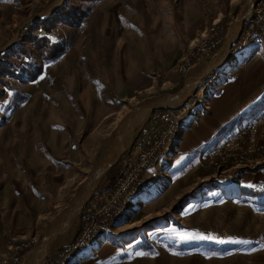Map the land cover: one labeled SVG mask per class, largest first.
I'll return each mask as SVG.
<instances>
[{"label": "rangeland", "instance_id": "1", "mask_svg": "<svg viewBox=\"0 0 264 264\" xmlns=\"http://www.w3.org/2000/svg\"><path fill=\"white\" fill-rule=\"evenodd\" d=\"M254 1L0 0V264H264V32L242 42ZM214 23L215 54L177 72ZM159 111L168 144L103 221ZM89 212L100 226L71 250Z\"/></svg>", "mask_w": 264, "mask_h": 264}, {"label": "built area", "instance_id": "2", "mask_svg": "<svg viewBox=\"0 0 264 264\" xmlns=\"http://www.w3.org/2000/svg\"><path fill=\"white\" fill-rule=\"evenodd\" d=\"M222 26L214 23L205 33L200 35V39L196 42L189 51L184 55L175 65V70L183 73L191 68L195 63L200 60L211 58L216 51L218 44L221 42L222 37L219 33ZM245 35L242 42L247 39L257 38L264 32V0H255L250 15L246 18L244 29ZM264 121V115L258 118V124ZM174 130V119L167 111H159L152 115L147 125L141 130L138 138L135 140L136 153L132 155L131 168L127 170L124 177L119 178L111 184L107 191L110 201L104 204L101 210H96V214L100 215L103 221L111 217V209L113 204L130 189L133 181L139 173H142L151 159L153 154L159 149L168 144L171 134ZM255 129L251 130V132ZM250 132V133H251ZM225 141H217L212 147V151L208 156V160L215 164L224 161L230 157L233 151H229L232 147L234 139ZM94 209V208H93ZM89 211L90 209L87 208ZM91 212V211H90ZM90 212L83 217V225L80 236L73 244V248H80L83 244L88 242L92 237V232L100 226L99 222L90 215Z\"/></svg>", "mask_w": 264, "mask_h": 264}, {"label": "bare ground", "instance_id": "3", "mask_svg": "<svg viewBox=\"0 0 264 264\" xmlns=\"http://www.w3.org/2000/svg\"><path fill=\"white\" fill-rule=\"evenodd\" d=\"M232 34V32H231ZM232 36V35H231ZM148 112V109L147 108H141L139 110V112H136L134 114H132L131 116H129V118L127 119V121L130 123V124H135V123H138L139 121H142L143 118L145 117L146 113ZM122 127V126H121ZM121 129V128H119ZM125 129V128H124ZM127 130V128H126ZM122 131V130H121ZM120 131V132H121ZM120 134V133H119ZM101 172V171H100ZM223 189H225V191H227V187L225 186H222Z\"/></svg>", "mask_w": 264, "mask_h": 264}, {"label": "crops", "instance_id": "4", "mask_svg": "<svg viewBox=\"0 0 264 264\" xmlns=\"http://www.w3.org/2000/svg\"><path fill=\"white\" fill-rule=\"evenodd\" d=\"M234 27H235L234 30H235V33H236L238 28H239V23H237V24L235 23ZM62 176H63V178H65L64 180L66 181L64 183L67 184L69 182V178L72 176V171L67 169L65 172H63ZM36 216L39 217L40 215L37 213Z\"/></svg>", "mask_w": 264, "mask_h": 264}, {"label": "snow or ice", "instance_id": "5", "mask_svg": "<svg viewBox=\"0 0 264 264\" xmlns=\"http://www.w3.org/2000/svg\"><path fill=\"white\" fill-rule=\"evenodd\" d=\"M201 239H203V237H201ZM209 239H211V237H209ZM222 242V241H221Z\"/></svg>", "mask_w": 264, "mask_h": 264}]
</instances>
